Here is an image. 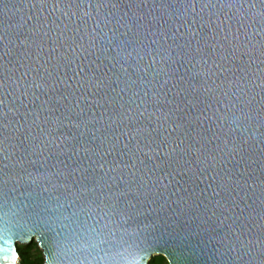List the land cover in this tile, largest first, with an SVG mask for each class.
Masks as SVG:
<instances>
[{
  "label": "water",
  "instance_id": "1",
  "mask_svg": "<svg viewBox=\"0 0 264 264\" xmlns=\"http://www.w3.org/2000/svg\"><path fill=\"white\" fill-rule=\"evenodd\" d=\"M131 2L0 0V264H16L17 247L32 242L44 264H149L156 256L168 264H258L239 242L259 248L264 227V0H135L139 22L151 24L146 43L169 49L154 61L115 47ZM198 42L204 63L185 48ZM203 67L206 82L191 83L211 91L202 88L198 107H186L196 97L180 89ZM185 113L199 119L173 131V118L183 122ZM71 136L77 147L111 149L99 161L104 171L117 179L137 172L162 196L158 204L129 194L122 200L140 210L105 227L108 217L59 176ZM20 140L35 149L26 158L34 163L19 160ZM197 197L235 231L224 237L181 211ZM94 227L107 243L96 242Z\"/></svg>",
  "mask_w": 264,
  "mask_h": 264
},
{
  "label": "snow or ice",
  "instance_id": "2",
  "mask_svg": "<svg viewBox=\"0 0 264 264\" xmlns=\"http://www.w3.org/2000/svg\"><path fill=\"white\" fill-rule=\"evenodd\" d=\"M134 3L135 0H132V2L127 5V9L133 10V16L129 17L124 22L123 26L125 27L126 31L120 33V36L123 37V39H117L115 41V47L124 51H126L129 47H133V50L136 51L140 60L148 57L154 61L156 57L162 52H169V49L164 47L151 48L146 43L145 34L149 31L151 24L139 22L142 19V14L138 13L136 10L142 9V6L136 5L134 10ZM34 6L36 5H33V7ZM189 6L194 8L195 4H191ZM209 6L216 7L217 5L210 3H206L204 5V7ZM220 6L230 7L231 5L223 4ZM88 7L92 8V5L89 4ZM101 7L102 3L96 4V9H100ZM112 7L115 8L117 5L112 4ZM85 15H89V13H85ZM165 39H167V37H165ZM205 39L206 37L201 36V40ZM185 48L189 53L192 54L193 59L195 58L196 54H200L201 60L203 61V53L205 49L199 46V42L194 49L189 48L188 45H185ZM117 55L119 56V54ZM62 56L63 54H61V57ZM168 58L171 59V55H169ZM112 59L119 63L120 59H123V57L121 56L118 59L117 56H113ZM142 70L147 71V67L144 66ZM209 75L210 70L203 67L202 72L197 73L196 76H193L188 80H185L184 77H181V80H185L186 87L181 88L180 91L192 94L196 97L194 99H189L186 107L191 106L192 108H197L201 102L199 97L201 94H203L201 91L203 85H193L191 80L197 79V76H200L205 78L206 82ZM210 91L211 89L209 88H203V92ZM169 116L172 118V113H169ZM173 119L176 124V127L173 129V131H175L185 127L191 128V126L196 120L199 119V117L189 116L187 113H185L183 122H181L178 118ZM76 126L79 127L78 124ZM151 132H156L159 134L158 129H151L149 132L150 142H155V137H151ZM185 134L188 135L189 133ZM67 139L69 140V144L66 145L65 148L67 149V152L72 153V155L68 156L67 160L60 161V163L65 166L66 171L59 173V176L63 178L64 187L72 191L78 199L82 200L86 207L90 209H99V212L97 213L98 216L104 215L108 217V221L104 225L105 227L108 226L109 221L113 224H118L120 221L126 222L128 219L132 218L133 213L140 210V208H137V206L133 204L131 200H122L123 197H127L129 194H131L139 204H158V200L162 196L156 190L153 192V189L149 187V185L143 183L142 178L138 176L137 172H130L127 178L120 176L117 179L116 177L109 175V173L113 172L114 169L109 168L108 171H104V165L99 161L103 160V158L108 155L111 149L104 151L100 145L95 147H77L79 141L76 136H71ZM24 143V140H20V145L22 146V155L19 157V160L26 161L28 164H32L34 162L26 158L30 154H35V149L32 150V153H29L28 148L23 147ZM217 147L219 146L217 145ZM175 150L176 149L174 147L172 152L174 153ZM41 151H43V149H41ZM61 151L63 152L64 149H61ZM168 155H171V153ZM213 159H215V157H213ZM68 160H71V163H68ZM21 169V172L17 174L18 176H22L23 173L27 171V169L23 167V164L21 165ZM97 169H100V171L98 172ZM218 187L221 190H224L227 188V185L221 182ZM150 195H154L156 198L149 199ZM158 206L162 207V205ZM213 207L224 208V205L221 204L220 201H216ZM105 209H107L106 212ZM181 211L190 215L199 216L203 222L208 225V231L222 233L224 237L230 231H235L231 225L226 223L227 218H222V213L217 214L216 211L210 209L207 203L201 201L199 197L193 200L190 204H187L186 207L181 209ZM261 215H264V211L261 212ZM113 217H118L119 220H114L112 219ZM90 231L95 233L96 242L99 244L108 242L102 231H97L95 227L90 229ZM239 243L241 244L242 248L246 249L247 254L251 256L253 260L258 261V264H264V227H262L261 237L258 241L259 248L256 247V242L251 239H249L246 243ZM32 251L38 256V246L34 244ZM253 253H255V255H253ZM30 264H39V261L38 259H33Z\"/></svg>",
  "mask_w": 264,
  "mask_h": 264
},
{
  "label": "trees",
  "instance_id": "3",
  "mask_svg": "<svg viewBox=\"0 0 264 264\" xmlns=\"http://www.w3.org/2000/svg\"><path fill=\"white\" fill-rule=\"evenodd\" d=\"M38 246L35 242H32L28 246H18V254L21 264H30L33 259H38L39 264H44V258L41 250L39 249L38 256L32 251L33 245ZM39 248V247H38ZM25 258V261H23ZM149 264H168L166 259L162 256L153 257Z\"/></svg>",
  "mask_w": 264,
  "mask_h": 264
},
{
  "label": "built area",
  "instance_id": "4",
  "mask_svg": "<svg viewBox=\"0 0 264 264\" xmlns=\"http://www.w3.org/2000/svg\"><path fill=\"white\" fill-rule=\"evenodd\" d=\"M16 264H21L20 259H18V261L16 262Z\"/></svg>",
  "mask_w": 264,
  "mask_h": 264
},
{
  "label": "rangeland",
  "instance_id": "5",
  "mask_svg": "<svg viewBox=\"0 0 264 264\" xmlns=\"http://www.w3.org/2000/svg\"><path fill=\"white\" fill-rule=\"evenodd\" d=\"M23 261H25V258H24V260Z\"/></svg>",
  "mask_w": 264,
  "mask_h": 264
}]
</instances>
